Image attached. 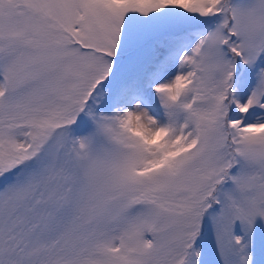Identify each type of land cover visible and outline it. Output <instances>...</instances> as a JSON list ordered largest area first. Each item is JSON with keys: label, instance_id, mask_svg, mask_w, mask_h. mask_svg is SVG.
Here are the masks:
<instances>
[{"label": "snow or ice", "instance_id": "obj_1", "mask_svg": "<svg viewBox=\"0 0 264 264\" xmlns=\"http://www.w3.org/2000/svg\"><path fill=\"white\" fill-rule=\"evenodd\" d=\"M0 264H264V0H0Z\"/></svg>", "mask_w": 264, "mask_h": 264}]
</instances>
